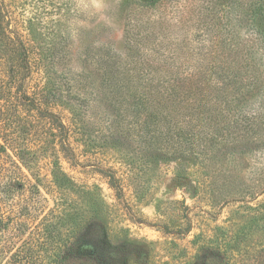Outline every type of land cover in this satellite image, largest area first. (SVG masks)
Segmentation results:
<instances>
[{"label":"rangeland","instance_id":"rangeland-1","mask_svg":"<svg viewBox=\"0 0 264 264\" xmlns=\"http://www.w3.org/2000/svg\"><path fill=\"white\" fill-rule=\"evenodd\" d=\"M199 1L0 0L5 34L18 28L30 37L33 22L49 48L43 63H32L29 89L44 85L48 65L63 95L81 108L71 148H38L32 162H18L26 188L12 198L9 226L0 229V264H18V255L25 264H256L264 192L252 196L249 185L261 181V160L228 145L215 148L209 164L173 151L166 136L150 144L154 125L134 126L136 98L112 90L128 73L134 79L138 67H170L182 78L206 61L200 54L215 46L208 25L194 11L186 19L189 9L203 8ZM54 110L66 122L73 115L62 101ZM56 156L75 189L54 181ZM76 235L85 256L73 255Z\"/></svg>","mask_w":264,"mask_h":264},{"label":"trees","instance_id":"trees-1","mask_svg":"<svg viewBox=\"0 0 264 264\" xmlns=\"http://www.w3.org/2000/svg\"><path fill=\"white\" fill-rule=\"evenodd\" d=\"M199 2L203 8L189 9L186 19L195 17L194 12H197L198 18H204L201 20L208 25L205 28L211 35L208 39L215 46L200 54L206 61L200 60L194 70L182 78L178 70L170 67H138L134 79H131L134 73H128L129 81L122 85L114 82L112 90L119 96L136 98L134 126L140 130L154 125L150 144L166 136L174 144L173 151L179 150L183 155L196 153L207 162L214 158L215 148L230 145L250 160H261V181L249 185L254 196V191L264 192V0ZM4 16L0 6V28L4 29L6 45L0 49V65L5 67L0 70V229L9 226V215L15 208L12 198L26 188L18 181L21 176L18 171L22 172L18 162H32L27 159L37 157L38 148L57 152V145L63 150L71 148L70 136L81 114L80 106L76 108V104L63 95L61 86L53 81L58 75L48 74L51 67L44 66L45 63L44 85L29 89L28 80L35 70L32 63L36 60L43 63V55L47 56L49 48L45 50L43 40L37 38L33 22L29 27L30 37L18 28V32L9 30L10 35L13 33L11 37L5 34ZM198 23L203 26L201 21ZM111 73L118 75L112 70ZM68 91L69 95L74 93L75 99L79 97L77 92ZM60 101L73 114L69 122L54 110V105ZM154 130L163 133L156 134ZM229 152L230 158L237 159L234 151ZM9 162L19 169L9 167ZM52 163L58 186L75 189V181L63 170L58 156ZM75 220L73 216L71 221ZM75 237L78 249L73 255L85 256L82 237ZM18 256V264H25L24 255ZM260 256L256 264H264V249Z\"/></svg>","mask_w":264,"mask_h":264}]
</instances>
